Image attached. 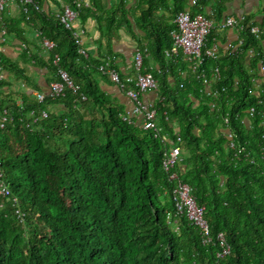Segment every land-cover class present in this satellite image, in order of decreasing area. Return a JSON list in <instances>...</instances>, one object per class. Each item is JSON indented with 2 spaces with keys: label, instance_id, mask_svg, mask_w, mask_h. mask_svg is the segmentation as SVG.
<instances>
[{
  "label": "trees",
  "instance_id": "obj_1",
  "mask_svg": "<svg viewBox=\"0 0 264 264\" xmlns=\"http://www.w3.org/2000/svg\"><path fill=\"white\" fill-rule=\"evenodd\" d=\"M86 1L67 4L82 21L103 15L107 43L125 24L144 53L142 71L159 83L160 131L124 120L125 105L100 82L103 76L120 89L100 71L106 56L80 54L72 32L42 11L43 0H34L29 14L22 10L20 20L0 14L6 34L26 46L18 61L0 50V161L12 190L1 199L0 264H215L216 245L204 243L176 210L174 182L163 165L175 146L181 151L175 172L205 208L212 235L224 234L231 247L223 263L264 264V158L228 149L233 135L237 145L264 155V91L253 93L264 41L242 33L241 55L168 59L177 14L222 21L224 0H215L211 16L204 8L214 0H114L109 10L105 0ZM257 1L262 9L246 22L257 24L264 13V0ZM30 30L41 45L55 43L47 56L27 36ZM250 49L260 56L248 58ZM35 69L49 73V87L65 70L79 93L50 97L30 74ZM115 69L125 82L129 76ZM216 69L220 80L207 89L201 76L212 80ZM34 91L46 95L44 102Z\"/></svg>",
  "mask_w": 264,
  "mask_h": 264
},
{
  "label": "built area",
  "instance_id": "obj_2",
  "mask_svg": "<svg viewBox=\"0 0 264 264\" xmlns=\"http://www.w3.org/2000/svg\"><path fill=\"white\" fill-rule=\"evenodd\" d=\"M33 3L34 0H0V14L7 11L11 5H19L26 14H29V9ZM193 5H196L195 0L193 1ZM78 17L79 12L74 10L70 5H66L63 11L57 16V19L66 30L72 32L76 44L79 47V53L86 55L82 46L81 35L74 29V23ZM174 22L176 28L171 33L173 46L170 50L165 52L168 59L179 56L180 53L190 59H197L199 62L203 61L204 56L216 59L219 53L207 46L208 38L214 30L218 32L234 30L238 33V40L230 43L227 52H225L228 55H241L244 53L245 50L242 49L244 42L241 38L242 33H249L255 39L264 41V27L257 25L254 21L246 22V17H226L222 21H215L205 15H192L190 11H181L177 14ZM42 45L48 51L55 48V43L46 39L42 41ZM247 55L249 58L260 56V54L256 53L253 49L248 50ZM143 62L144 53L137 50L134 63L135 75L127 77L125 82L122 81L119 73L116 71L114 67L115 61L112 58L106 61L100 71L104 75H107L113 83L119 85L120 89L134 102L133 115L144 117V129L154 130L158 133L160 129H158L156 124L157 112L153 105H149L143 101L142 95L150 92L157 93L159 83L153 74L143 73ZM54 63L55 65H59L60 57H56ZM259 68L264 79V60H260ZM220 77V71L218 69L215 70L212 80L208 79L204 74L201 76L207 89H210L215 81H219ZM258 81H261V84H259ZM262 82V80H254V84L258 85L259 93L264 91ZM68 90H72L75 94L79 93V87L75 85L68 72L59 70V80L50 85L48 94L50 97L57 99L64 96L65 92ZM36 97L40 102H44L46 99V95L43 93H37ZM83 99H85V97H83ZM254 113L255 109H251L250 116H254ZM47 117L48 114L43 112L42 118ZM6 120V118H3L2 122L5 123ZM124 120L130 123L132 118L126 115ZM226 123H228V120H226ZM229 140L230 147L232 149H237V144L233 139V135H229ZM243 151L244 149H239L238 154H241ZM180 156V148L175 146L165 153L164 159V168L170 173V180L174 182L172 195L176 210L181 215H186L190 224L199 230L204 243H214L216 245L218 249V261L215 264H224L223 260L231 254V247L224 234L221 233L216 237L212 235L210 226L205 218V208L198 205L190 186L184 183L179 174L175 172V167L180 161ZM11 196L12 190L5 181L2 163L0 161V200L10 198ZM2 207L3 205L0 203V208ZM17 214L19 220L25 223V215L19 210Z\"/></svg>",
  "mask_w": 264,
  "mask_h": 264
},
{
  "label": "crops",
  "instance_id": "obj_3",
  "mask_svg": "<svg viewBox=\"0 0 264 264\" xmlns=\"http://www.w3.org/2000/svg\"><path fill=\"white\" fill-rule=\"evenodd\" d=\"M87 3L86 0H81ZM107 3V9H111L114 5V0H105ZM215 0L211 3L209 7L204 8L207 14L212 15L215 7ZM225 8L223 17H235L242 18L247 17L254 12L260 11L261 3L257 0H224ZM68 5L67 0H43L42 11L48 16H58ZM261 8V9H260ZM6 16L11 19L20 20L23 16L22 8L19 5H11L7 9ZM163 17V16H162ZM2 16H0V50H2L7 56H9L14 61H18L21 58L23 50L26 46L22 44V41L18 39L15 35H7L6 31L3 30L2 26ZM103 15H97L94 18H89L87 21H82L80 17L74 23V29L78 31L81 35L82 46L86 55L93 57H100L101 55L106 56L107 61L112 58L115 61V65L118 67L120 72L129 77L135 75V54L138 50L135 38L130 34L128 27L125 24L119 29L114 36L107 43L104 41V36L106 33V23ZM255 21L258 25L264 26V13H260L256 16ZM27 36L32 42L39 43L42 48V56H47L49 51L44 49L41 45L39 35L35 30H30ZM239 35L234 30H227L224 32L215 31V35L210 43V48L217 51L218 53L227 52L230 43L238 40ZM108 52H112V56L108 55ZM249 58V57H248ZM185 59H190L185 57ZM155 63L152 61L151 66L154 67ZM34 76L37 80L42 92L48 93L49 85L47 83L49 78V73L47 71L31 70L30 74ZM264 83V79L262 80ZM100 82L104 89L108 91L113 96V99L119 101L121 104L125 105L126 113L132 119L135 118L136 124L141 126L144 123L143 116L133 115L134 102L117 86L111 85L108 78L103 76L100 77ZM261 84V81H258ZM21 83H17L18 89L22 88ZM26 89H28L26 87ZM29 90V89H28ZM34 94L37 93L34 91ZM158 100V95L156 92H150L143 95V101L149 105H155ZM56 110V109H54Z\"/></svg>",
  "mask_w": 264,
  "mask_h": 264
},
{
  "label": "clouds",
  "instance_id": "obj_4",
  "mask_svg": "<svg viewBox=\"0 0 264 264\" xmlns=\"http://www.w3.org/2000/svg\"><path fill=\"white\" fill-rule=\"evenodd\" d=\"M208 17V16H207ZM175 21V20H174ZM175 23V22H174ZM258 25V24H257ZM259 26H261V25H259ZM261 27H264V26H261ZM105 63H106V61H105ZM116 65H114V67H115ZM260 74H261V72H260ZM106 76V75H105ZM261 78L260 79H258V80H262V78H263V75L261 74ZM111 80V79H110ZM263 84V86H264V83H262ZM254 87H255V90H254V93L256 94V93H259L258 91H259V89H258V85H256V84H254ZM144 128V127H143ZM228 149H232L231 147H230V140H229V143H228ZM239 149H244V151L241 153V154H244V157H245V159H249V158H251V157H253V156H255V157H261L262 159L264 158V155H263V153H262V151L260 152V153H257V151H254V150H247L246 149V147H244V146H242V145H237V149H234V150H237V153H236V156L237 155H239L238 154V151H239ZM170 151V150H169ZM252 163H254L253 161H252ZM163 165H164V162H163ZM184 182V181H183ZM185 183V182H184ZM191 188V187H190ZM0 203H1V200H0ZM2 205H3V203H1ZM175 204V203H174ZM202 207V206H201ZM3 208V207H2ZM186 216V215H185ZM187 217V216H186Z\"/></svg>",
  "mask_w": 264,
  "mask_h": 264
}]
</instances>
